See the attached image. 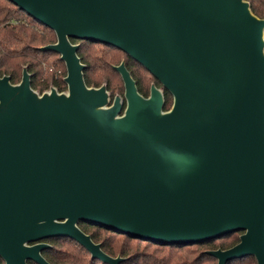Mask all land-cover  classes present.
Segmentation results:
<instances>
[{
	"label": "water",
	"instance_id": "obj_1",
	"mask_svg": "<svg viewBox=\"0 0 264 264\" xmlns=\"http://www.w3.org/2000/svg\"><path fill=\"white\" fill-rule=\"evenodd\" d=\"M54 30L68 92L0 76V257L51 264L68 237L120 264L79 226L171 245L242 232L206 252L264 264V18L247 0H10ZM87 40L116 47L173 96L149 97L122 62L124 98L88 86Z\"/></svg>",
	"mask_w": 264,
	"mask_h": 264
},
{
	"label": "trees",
	"instance_id": "obj_2",
	"mask_svg": "<svg viewBox=\"0 0 264 264\" xmlns=\"http://www.w3.org/2000/svg\"><path fill=\"white\" fill-rule=\"evenodd\" d=\"M247 1L250 3L253 13L264 18V0ZM49 32L55 33L54 30L28 15L10 0H0V76L9 75L12 83H18L21 81L23 69L26 67L32 75L31 86L36 91L43 92L51 85L56 86L59 90L67 89L68 86L65 82L67 74L60 54L40 48L54 42V38L49 36ZM72 42L80 44L78 54L81 61L86 65L84 78L87 85L98 86L105 81L108 84V91L112 90V84L108 82V78L118 71L107 61V57L111 53L106 50L103 51V54L92 51L89 45L96 42L76 39H72ZM103 45L110 50L114 48L122 51L111 45ZM126 56L128 59L125 64L135 79L139 92L147 96L144 91L143 71L153 75L129 55L126 54ZM53 68L59 72V76H56V71ZM47 72L50 73L45 76ZM96 73H98L97 79L93 77ZM155 82L160 85L156 78ZM163 90L165 96L164 109L169 110L173 105V96L168 90ZM112 96L113 94H111V98ZM79 226L90 234L95 242L101 243L102 249L106 253L112 256H122L124 260L120 264H216V257L208 254L207 250L196 249L195 246L205 245L209 249L214 248L216 241L225 240L232 235L242 233L234 232L203 243L171 245L135 238L90 223L80 222ZM102 231H107L112 235H121L128 242L118 244L117 238L110 237V235L103 236ZM133 241L137 242L136 245L133 244ZM239 241L240 238L237 237L229 243H222L221 246L224 249L229 248ZM48 243L51 246L44 248L42 254L51 264H107L92 258L84 246L71 238H53ZM140 243L144 244V247ZM148 245L155 246V248L151 249ZM162 247H170L171 249L164 252ZM0 264H4L1 259ZM30 264L35 263L31 262ZM227 264H257V260L254 256H246L231 260Z\"/></svg>",
	"mask_w": 264,
	"mask_h": 264
},
{
	"label": "rangeland",
	"instance_id": "obj_3",
	"mask_svg": "<svg viewBox=\"0 0 264 264\" xmlns=\"http://www.w3.org/2000/svg\"><path fill=\"white\" fill-rule=\"evenodd\" d=\"M49 36L50 37H53L54 38V42L52 43H55L57 42V35L56 33H50L49 32ZM50 44V43H49ZM90 49L92 51H95L99 54H103V51L106 50L107 52L109 51L111 54L108 55L107 57V61L109 63V65H112V66H117V65H120L122 62L126 63L127 62V59L128 57L126 56L125 53H123L122 51H119V50H116L114 48H112L111 50L110 49H107L103 44H99V43H94V44H91L89 45ZM64 67H65V70H66V74H67V67H66V64L64 62ZM60 69V68H59ZM54 71H56L54 68H53ZM50 72H47L45 73V76L49 75ZM56 76H59V72L56 71ZM23 74V73H22ZM143 75H144V91L147 93V96L145 97H149L150 94H151V89H152V86H157L161 91H163L161 85H158L156 82H155V78L153 76H151L150 74H148L147 72L143 71ZM95 79L98 78V73H96L94 76H93ZM21 79H22V76H21ZM108 82H111L112 84V90H109V93L110 94H113L112 96V99H114L116 96H121L124 98V95H125V86H124V81L122 79V76L119 72H115L114 74H111L108 78ZM19 83V82H18ZM18 83H15V84H18ZM102 85H108L105 81H103L100 85L98 86H95V85H91V87H100ZM52 87L56 88L57 91L59 92H62V93H67L68 92V88L65 89V90H59L56 86L54 85H51L47 90L45 91H49ZM43 91V92H45ZM38 93L42 94L43 92H40V91H37ZM102 234L103 236H107V235H110V237H115L117 238L118 240V244H122V243H126L128 242V240H126V238H124L123 236L121 235H112V234H109L107 231H102ZM241 233L239 234H235V235H232L230 238H227L225 240H218L216 241V246L214 248H210V249H217V248H223L221 245L222 243H229L231 240L237 238V237H240ZM136 241H133V244L136 245ZM141 245H143L144 247V244L140 243ZM151 247V249H154L155 246H151V245H148ZM196 249H203V250H210L207 246L203 245V246H195ZM170 247H162V251L164 252H168L170 251ZM218 262V261H217ZM216 262V264H217Z\"/></svg>",
	"mask_w": 264,
	"mask_h": 264
},
{
	"label": "flooded vegetation",
	"instance_id": "obj_4",
	"mask_svg": "<svg viewBox=\"0 0 264 264\" xmlns=\"http://www.w3.org/2000/svg\"><path fill=\"white\" fill-rule=\"evenodd\" d=\"M160 85H161L162 89H165V88L162 86V84H161V83H160ZM163 92H164V90H163ZM52 239H53V238H50V239H45V240H43V241H45V242H47V243H48V242H49V240H52ZM0 259L3 261V263H4V264H6V263H5V261H4V260H3L1 257H0ZM31 262H33V263H35V264H38V263H36V262H34V261H32V260H29V261H28V264H30Z\"/></svg>",
	"mask_w": 264,
	"mask_h": 264
}]
</instances>
